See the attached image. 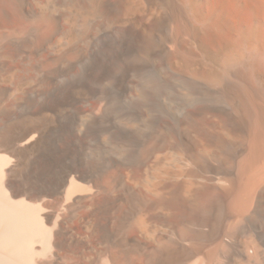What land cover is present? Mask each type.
I'll list each match as a JSON object with an SVG mask.
<instances>
[{
  "label": "bare ground",
  "instance_id": "obj_1",
  "mask_svg": "<svg viewBox=\"0 0 264 264\" xmlns=\"http://www.w3.org/2000/svg\"><path fill=\"white\" fill-rule=\"evenodd\" d=\"M0 264H264V0H0Z\"/></svg>",
  "mask_w": 264,
  "mask_h": 264
}]
</instances>
